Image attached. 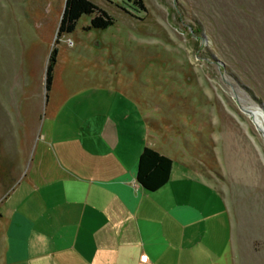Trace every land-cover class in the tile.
Instances as JSON below:
<instances>
[{"label": "rangeland", "instance_id": "obj_1", "mask_svg": "<svg viewBox=\"0 0 264 264\" xmlns=\"http://www.w3.org/2000/svg\"><path fill=\"white\" fill-rule=\"evenodd\" d=\"M92 1L113 24L84 14L58 35L65 0H0V209L29 177L48 99L124 82L178 145L172 159L184 154L224 197L235 264H264V0ZM1 251L0 238L3 264Z\"/></svg>", "mask_w": 264, "mask_h": 264}, {"label": "crops", "instance_id": "obj_2", "mask_svg": "<svg viewBox=\"0 0 264 264\" xmlns=\"http://www.w3.org/2000/svg\"><path fill=\"white\" fill-rule=\"evenodd\" d=\"M76 97L48 99L29 177L4 197L3 264H235L224 197L183 152L172 159L178 145L125 83ZM144 146L172 160L156 191L137 181Z\"/></svg>", "mask_w": 264, "mask_h": 264}, {"label": "trees", "instance_id": "obj_3", "mask_svg": "<svg viewBox=\"0 0 264 264\" xmlns=\"http://www.w3.org/2000/svg\"><path fill=\"white\" fill-rule=\"evenodd\" d=\"M141 5L140 1H135ZM97 13L96 15H94ZM84 14L94 16L88 27L98 29L107 28L114 20L104 10L100 9L92 0H65L64 9L58 25V35L70 33L74 30L77 20ZM57 49L50 53L45 72V87L50 89L53 69L56 64ZM172 160L149 146H144L137 161V181L147 191H156L167 183L170 177Z\"/></svg>", "mask_w": 264, "mask_h": 264}, {"label": "bare ground", "instance_id": "obj_4", "mask_svg": "<svg viewBox=\"0 0 264 264\" xmlns=\"http://www.w3.org/2000/svg\"><path fill=\"white\" fill-rule=\"evenodd\" d=\"M247 113L252 114V111H248ZM257 116L258 115L255 113H253V115H251L253 122H257Z\"/></svg>", "mask_w": 264, "mask_h": 264}, {"label": "water", "instance_id": "obj_5", "mask_svg": "<svg viewBox=\"0 0 264 264\" xmlns=\"http://www.w3.org/2000/svg\"><path fill=\"white\" fill-rule=\"evenodd\" d=\"M260 108H261L262 112L264 113V107L263 106H260ZM246 112H248V110H246Z\"/></svg>", "mask_w": 264, "mask_h": 264}]
</instances>
